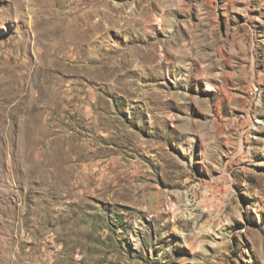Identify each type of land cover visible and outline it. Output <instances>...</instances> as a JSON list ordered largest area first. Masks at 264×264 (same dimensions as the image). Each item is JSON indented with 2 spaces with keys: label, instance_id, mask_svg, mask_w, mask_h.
<instances>
[{
  "label": "rangeland",
  "instance_id": "rangeland-1",
  "mask_svg": "<svg viewBox=\"0 0 264 264\" xmlns=\"http://www.w3.org/2000/svg\"><path fill=\"white\" fill-rule=\"evenodd\" d=\"M0 264H264V0H0Z\"/></svg>",
  "mask_w": 264,
  "mask_h": 264
}]
</instances>
